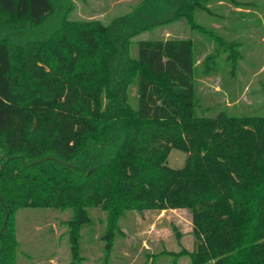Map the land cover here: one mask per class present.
I'll return each instance as SVG.
<instances>
[{
  "label": "trees",
  "instance_id": "1",
  "mask_svg": "<svg viewBox=\"0 0 264 264\" xmlns=\"http://www.w3.org/2000/svg\"><path fill=\"white\" fill-rule=\"evenodd\" d=\"M56 1L0 0V264H18L21 207L71 210L76 259L92 207L107 213L105 258L127 211L188 207L191 264H264V114L201 107L210 70L193 37L132 39L185 20L223 42L198 18L223 0H143L109 24L50 26Z\"/></svg>",
  "mask_w": 264,
  "mask_h": 264
},
{
  "label": "rangeland",
  "instance_id": "2",
  "mask_svg": "<svg viewBox=\"0 0 264 264\" xmlns=\"http://www.w3.org/2000/svg\"><path fill=\"white\" fill-rule=\"evenodd\" d=\"M142 1L57 0L49 25H58L64 16L70 20L99 19L109 24L119 16L133 13ZM236 1L242 7L223 0L222 5L209 4L215 14L198 12L199 21L214 28L223 42L207 37V33L193 31L185 20L156 25L132 38L137 41L193 37L200 52L196 63L210 70L200 74L197 94L201 107L209 106L207 112L211 115L224 106L232 114H264V0ZM7 31L0 29V36ZM137 50L136 42L130 45L134 56ZM207 55L208 60L202 61ZM135 94L133 86L132 95ZM186 157L185 151L173 148L167 163L182 167ZM90 213L93 221L80 229L76 259L69 235L71 210L19 208L15 214L18 264H104V261L106 264H191L190 256L184 252L192 251L195 246L188 207L127 211L119 219L124 234L117 235L108 258L101 238L107 213L98 207L90 208Z\"/></svg>",
  "mask_w": 264,
  "mask_h": 264
},
{
  "label": "crops",
  "instance_id": "3",
  "mask_svg": "<svg viewBox=\"0 0 264 264\" xmlns=\"http://www.w3.org/2000/svg\"><path fill=\"white\" fill-rule=\"evenodd\" d=\"M164 210H166V209H164Z\"/></svg>",
  "mask_w": 264,
  "mask_h": 264
}]
</instances>
